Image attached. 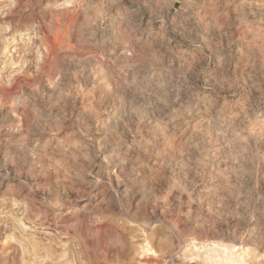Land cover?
<instances>
[{
    "label": "clouds",
    "instance_id": "1",
    "mask_svg": "<svg viewBox=\"0 0 264 264\" xmlns=\"http://www.w3.org/2000/svg\"><path fill=\"white\" fill-rule=\"evenodd\" d=\"M0 264H264V0H0Z\"/></svg>",
    "mask_w": 264,
    "mask_h": 264
}]
</instances>
